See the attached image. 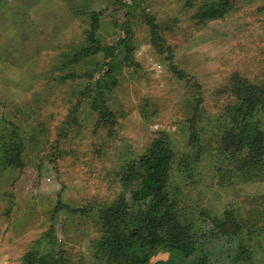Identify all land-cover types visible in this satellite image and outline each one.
Returning <instances> with one entry per match:
<instances>
[{
  "label": "rangeland",
  "instance_id": "374dc122",
  "mask_svg": "<svg viewBox=\"0 0 264 264\" xmlns=\"http://www.w3.org/2000/svg\"><path fill=\"white\" fill-rule=\"evenodd\" d=\"M136 1L138 9L123 6L133 0H0V264H28L32 251L34 264H114L94 257L101 231L89 209L119 199L121 165L138 164L161 135L173 143L169 190L182 222L198 232L234 213L248 257L237 264H264V160L239 170L247 152L222 143L236 128L226 112L235 104L231 80L264 84V0H229L224 18L205 22L196 16L208 0ZM148 15L178 71L201 85L195 146L191 85L151 42ZM127 28L130 51L121 49L126 64L113 79H101L106 53L73 63L83 45L106 51ZM70 73L78 77L63 81ZM88 82H100L113 127L99 121L91 98L77 105ZM254 120L264 133V110ZM18 140L22 165H8ZM217 241L207 250L221 259L227 245ZM167 257L159 251L151 262Z\"/></svg>",
  "mask_w": 264,
  "mask_h": 264
},
{
  "label": "trees",
  "instance_id": "16d2710c",
  "mask_svg": "<svg viewBox=\"0 0 264 264\" xmlns=\"http://www.w3.org/2000/svg\"><path fill=\"white\" fill-rule=\"evenodd\" d=\"M136 0L127 8L138 9ZM31 6L32 2H26ZM229 0H208L202 10L196 16L201 21L222 19L227 15ZM99 16H95V28L100 22ZM17 16L14 17L16 20ZM149 27L151 42L159 46V53H166L171 62L173 73L180 79L191 85L194 100H196L193 118L190 124V143L195 146L200 141L197 128V115L200 110L201 85L193 83L187 73L178 71L174 65V55L171 47L166 45L161 35V25L152 15L146 17ZM131 31L125 29V37L116 46L104 50L99 45H83L73 56V63L79 64L84 59L103 53L111 57L106 74L102 80L113 79L119 74L126 64V54L130 51ZM91 41L95 42V35H91ZM126 54L122 58L121 49ZM106 53V54H105ZM16 55H12L14 58ZM76 73H70L65 80H75ZM80 94L78 106L83 100L91 98L92 108L99 116V121L108 126L115 125V118L109 111L100 82L88 84ZM235 100V104L227 107L228 116L236 122V128L228 131L223 138V145L228 151H246L247 156L239 163V170L252 168L264 160V133L260 123L254 120L259 109L264 110V84H255L240 75H235L231 80L228 90ZM77 106V107H78ZM19 138L16 133L15 138ZM21 142L18 140L15 146L10 145L8 165H22ZM11 152L14 154L11 157ZM174 149L171 138L161 135L155 138L146 154L138 161V164L121 165L118 176L121 186L125 191L120 193L119 199L111 205H102L89 209L88 215H92L95 224L99 227L100 237L94 242V257L100 262L114 264H152V258L157 252L167 254L168 257L156 264H237L248 259L246 250L238 246V238L243 233V226L232 212H225L221 219L211 221V226L194 232L184 224L175 211L174 197L169 190V181L172 175L174 163ZM15 159V160H14ZM19 159L21 160L19 162ZM218 240L225 243V257L221 259L213 256L207 250V242ZM54 256V255H53ZM38 257V255H37ZM52 258H55L52 257ZM57 261V260H56ZM25 262L34 264L36 254L34 251L25 256ZM53 262V261H51ZM64 262V259H63ZM57 263V262H55ZM58 263L61 262V258Z\"/></svg>",
  "mask_w": 264,
  "mask_h": 264
}]
</instances>
